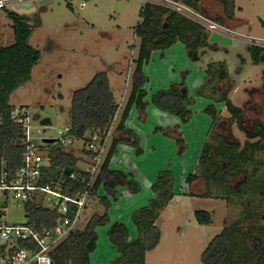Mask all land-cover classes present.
Masks as SVG:
<instances>
[{
  "label": "rangeland",
  "instance_id": "374dc122",
  "mask_svg": "<svg viewBox=\"0 0 264 264\" xmlns=\"http://www.w3.org/2000/svg\"><path fill=\"white\" fill-rule=\"evenodd\" d=\"M67 1L48 0L39 3L38 0H33L35 11L23 14V20L32 29L30 44L39 51L40 59L31 70L30 80L12 92L8 102L12 106L21 105L28 109L33 136L37 138L35 144L37 148L47 152L50 147L58 145L57 131H65L70 126L68 112L73 92L86 86L96 73L104 71L108 75L110 85L115 92L116 103L119 106L114 119L113 131L106 145L107 149L115 137V128L120 113L127 103L131 90L132 74L139 49V40L133 37V32L134 27L140 21L138 17L140 1ZM167 1L169 2L144 0L142 3H159L168 6L199 24L204 31L206 29L201 23L202 19L219 26L213 21L214 18H219L227 30V27L231 28L227 31L222 27L231 42L228 45L209 42L210 47L198 50L200 58L196 62L188 59L186 50L180 43H177L171 52L166 54L165 60L159 58L160 51L152 52L149 63L143 67V72L149 77V82L144 85L145 108L149 117L147 122L152 119V114L162 116L160 124L163 126L171 124L172 121H178L179 125H183L181 129L184 133L182 135L178 131L172 136L174 138L179 135L180 138L183 137L186 150L182 156L178 157L179 151L184 146L179 145L178 147L175 145L176 142L161 133L152 134L150 139L154 142L145 147L144 156L134 157L126 166L134 170V178L140 186L146 175L149 177L153 172L152 176L155 179L158 170L162 168V170L171 171L173 175L175 195L160 211L156 222L160 229V240L155 248L145 254L144 264H202L200 256L209 241L224 227L239 220V213L244 208L255 207L258 198L249 199L242 195L229 194L230 201H226L223 198L193 197L188 194L189 189L184 180L195 171L204 141L213 142L207 138L211 127V117L198 111L206 108L211 101L196 97V89L202 81L204 83L206 79H209L204 74L207 64H212V70L216 71L217 64L224 63L228 73L227 78L216 82V90L227 93L232 104L241 108L243 114L240 122L232 123L230 134L222 135L223 139L228 143H238L241 147L245 141L257 140L254 136L253 125L257 124L264 128V53L261 63L254 65L248 48L250 45L264 47V0H228L234 5L232 16L224 11L221 0H204L200 4L202 15L181 3L173 4L170 0ZM174 5H180L183 8L179 9ZM207 13L212 15L207 16ZM206 33L209 36L211 34L208 30ZM12 42V23L7 13L0 9V47ZM113 55H117V59ZM127 74L129 78L124 77ZM183 76L185 85H187V94L194 100L189 107L192 116L186 124H181L175 116L155 109L150 100L156 91L167 89L170 82H180ZM205 93L208 95L210 91L207 90ZM215 105L221 118H229L223 104ZM44 118L50 119L49 125H40V121ZM134 118L140 119L136 124L139 128L136 130L145 138L150 124L144 125L141 122L143 117L138 111ZM37 130L39 133L36 132ZM166 131L171 133V130L166 129ZM203 132L205 139L202 137ZM213 132L221 134L219 129ZM42 139L55 141L46 143ZM82 146V141H75L73 146L64 149L79 156V167H83L82 162L86 160ZM251 166H257L258 173H260L261 169H264V153L255 154L254 164ZM251 166L247 169H252ZM228 181L230 187L237 190L242 181V175L231 177ZM196 187L197 195L206 191L204 182ZM146 191L141 187V191L134 194L136 199L132 209L146 202L143 195L150 193ZM132 195L119 200L120 208L116 204L114 209L109 210L111 223L115 220L125 224L130 240L136 237V230L131 221V213L136 209L130 211L131 208L125 207L124 204L133 197ZM36 202L40 205L38 198ZM41 205L49 206L46 201ZM260 209L259 207L258 210ZM197 211L210 214V222L199 224L195 215ZM25 212L24 204H10L2 221L10 225L26 223L28 219ZM103 212L104 208L97 196L92 201V209L88 214L85 213L78 231L85 227L92 215H101ZM108 229L109 224L96 228L98 239L96 249L90 254L89 264H111L112 260L117 257V250L108 238ZM77 256V253H73L71 260H67L66 264H72V259H76Z\"/></svg>",
  "mask_w": 264,
  "mask_h": 264
},
{
  "label": "trees",
  "instance_id": "16d2710c",
  "mask_svg": "<svg viewBox=\"0 0 264 264\" xmlns=\"http://www.w3.org/2000/svg\"><path fill=\"white\" fill-rule=\"evenodd\" d=\"M171 1L181 3L201 14L200 4L204 0ZM221 2L224 11L232 16L233 3L228 0ZM2 9L12 23L13 42L0 47V164L4 162L5 169L13 172L22 163L25 145L21 126L11 120L10 112L14 106L10 105L8 100L12 92L30 80L31 70L38 63L40 53L30 44L32 29L23 20V15L5 7ZM138 17L140 21L134 27L133 33L139 40V49L132 74L131 90L115 128L120 136L112 139L91 189V194H95L99 188L103 190V195L98 198L104 212L101 215H92L82 230L72 233L50 253L53 264H66L67 260H71L73 253L78 256L72 259V264H89L90 254L96 249L98 239L96 228L107 224L108 238L118 253L111 264H144L145 254L159 243L160 229L156 222L160 211L175 195L171 171L161 170L157 173L151 184L154 197L131 213L136 237L130 240L127 226L121 222L111 223L108 210L117 201L119 187L131 194H137L141 191V186L131 173L112 169L109 163L120 143L130 145L137 156L143 152L138 136L126 128L125 121L131 108L142 111L146 107L144 85L148 78L144 75L142 67L150 60L152 52L160 51L163 56L164 51L180 43L184 46L188 59L196 62L200 58L198 50L210 47L211 44L208 40L209 34L203 27L168 6L145 2L139 7ZM214 19L219 26H223L219 18ZM248 51L254 65L261 63L263 46L250 45ZM217 66L215 71L212 70V64H207L204 74L209 79L202 82L196 90V97L211 101L203 112L211 117L207 138L213 142L204 141L196 169L185 178L184 183L189 189L188 194L193 197L223 198L230 201L229 194L242 195L249 199L257 197L258 203L255 207L244 208L239 213V220L230 223L214 236L201 253L200 260L202 264H264V169L258 173V167L251 166L254 164L255 154L264 153V128L254 124V136L257 140L245 141L242 147L238 143L225 142L222 135L230 134L232 123L240 122L243 113L241 108L232 104L227 93L216 90V82L224 81L228 74L224 63H218ZM185 84L183 76L179 83H171L167 89L156 91L150 99L155 108L177 117L181 124H186L192 116L189 107L193 104V99L188 96ZM207 90L210 91L208 95L205 93ZM215 104H223L229 118H221ZM117 109L107 73H96L86 86L72 94L68 112V134L75 140H84L92 131H103L109 127ZM178 129L179 126L171 133L161 128H156L155 131L172 136ZM215 129L221 130V134H215ZM174 139L177 145L184 144L180 135ZM64 149L58 142V145L47 150L52 173L56 182L64 186L63 191L66 194L75 195L77 191L84 190V184L78 180H70L69 173H75L78 179L87 175L78 169L79 156ZM248 166L252 169L248 170ZM236 175H242V181L238 189L234 190L230 187L228 179ZM203 182L206 191L197 195L196 185ZM25 211L27 222L38 229L49 227L56 216L54 211L31 203L25 204ZM195 215L199 224L210 222V214L205 211H197ZM20 245L23 246L24 243L21 242Z\"/></svg>",
  "mask_w": 264,
  "mask_h": 264
},
{
  "label": "built area",
  "instance_id": "2783aa9c",
  "mask_svg": "<svg viewBox=\"0 0 264 264\" xmlns=\"http://www.w3.org/2000/svg\"><path fill=\"white\" fill-rule=\"evenodd\" d=\"M18 0H0V9L15 4ZM183 8L180 5H174ZM202 25L209 33H225V29L213 22L202 19ZM134 35V33H133ZM135 38V35L133 36ZM125 75V78H129ZM119 110V106L117 111ZM108 128L103 131L90 132L84 140H75L65 131L58 130L57 135L61 146H73L75 141H82V150L86 155L83 167H79L87 176H78L69 173L70 180H78L84 184L83 191H77L75 195H68L63 191L64 186L56 182L53 177L51 159L48 151L43 152L35 144L36 137L31 126V116L24 106H14L10 112L11 120L20 125L23 132L25 150L22 155V163L16 171L5 169L4 162L0 166V264H53L50 253L72 233L79 230L85 213L92 209V201L97 197L91 194V189L100 172L101 165L109 149L107 142L113 131L114 119ZM2 117L0 116V125ZM44 131V130H43ZM39 133V131H36ZM43 140V139H42ZM81 148V147H80ZM45 153V154H44ZM87 177V178H86ZM39 199L40 205L37 204ZM44 201L48 207L42 206ZM31 203L54 211L56 216L49 227L35 228L28 222L10 225L2 221L7 207L10 204ZM24 245L21 246L20 243Z\"/></svg>",
  "mask_w": 264,
  "mask_h": 264
},
{
  "label": "crops",
  "instance_id": "0c3cea01",
  "mask_svg": "<svg viewBox=\"0 0 264 264\" xmlns=\"http://www.w3.org/2000/svg\"><path fill=\"white\" fill-rule=\"evenodd\" d=\"M23 1H30L31 3H32V6L34 7V5H33V0H23ZM39 1H41V0H38V2ZM48 1V0H47ZM69 1V0H68ZM67 1V2H68ZM140 1V4H139V6H141L143 3V1L144 0H139ZM164 1H166V2H169V1H167V0H164ZM171 1V0H170ZM173 4L175 3L176 4V2H173V1H171ZM69 4V3H68ZM212 12V11H211ZM208 14V16H210V15H212L211 13H207ZM222 27H224V26H222ZM225 28V27H224ZM226 29V28H225ZM227 30V29H226ZM229 31H230V29H228ZM227 30V31H228ZM177 44V43H176ZM176 44L174 45V46H172L171 48H169V49H167L166 51H164L163 52V56H161V53H160V59H162V60H165L166 59V54H169V52H171V50L173 49V47H175L176 46ZM149 63V61L147 62V63H145L144 65H143V67L146 65V64H148ZM143 67H142V71H143ZM144 73V72H143ZM144 75H145V73H144ZM147 78H148V80H147V82L146 83H148L149 82V77L147 76V75H145ZM174 80V79H173ZM173 80H171V81H173ZM181 81V80H180ZM203 82V81H202ZM171 83H179V82H170L169 84H171ZM186 83V82H185ZM201 85V84H200ZM199 85V86H200ZM187 86V85H186ZM198 86V87H199ZM198 87H197V89H198ZM112 89H113V87H112ZM186 89H187V87H186ZM196 89V90H197ZM113 93L115 94V92H114V89H113ZM187 93H188V90H187ZM115 96V95H114ZM201 99H203V98H201ZM193 103H194V100H193ZM155 109H157V108H155ZM204 109V108H203ZM203 109H201V110H198V111H200V112H203ZM158 110V109H157ZM133 111H135V112H133ZM138 110L136 109V108H131V110H130V112H129V115H128V117H127V119H126V121H125V126H126V128H128V129H130V130H132L137 136H138V138H139V144H140V147H141V149L143 150V152H142V154L140 155V156H144V154H145V147H147V145H149L151 142H154L153 140H151L150 139V137H151V135L153 134V135H155V134H157V133H161V132H156L155 131V129L156 128H161V129H164V130H174L177 126H179V129H178V131L183 135V133H184V131L181 129V126H183V125H179L178 124V121H172L171 122V124H168V125H165V126H163L162 124H160L161 123V115L160 114H156V115H154V114H152V116H151V120H150V122H147V119L149 118L148 117V115H147V113H146V108L144 109V110H142V111H138V112H140V114H141V116L143 117V119H141V122L145 125L146 123H149L150 124V126L147 128V130H146V134H145V138H143V135H142V133H140V132H138V130H136L137 128H139L136 124H137V122L140 120L139 118H134V116H135V114H136V112H137ZM169 115V114H168ZM154 116V117H153ZM158 124H160L159 126H157ZM173 128V129H172ZM144 130H145V128H144ZM140 131H142V130H140ZM117 134H119V133H117V132H115V137H119L120 135H117ZM161 134H163V133H161ZM166 138H168V139H170V140H172L173 142H175V139H174V137L173 136H171L170 134H168V135H165V134H163ZM205 135H204V132H203V134H202V137H204ZM206 137V136H205ZM205 137H204V139H205ZM182 139H183V137H182ZM144 141V142H143ZM183 141H184V139H183ZM175 145H177V143H175ZM178 147H179V145H177ZM182 146H184V148H182L180 151H179V154H178V157H180V156H182L183 155V153L185 152V150H186V145H182ZM151 148V147H150ZM152 149H154V148H152ZM173 149V148H172ZM135 155V156H134ZM134 157H138L136 154H135V151H134V149L130 146V145H128V144H125V143H120V144H118L117 145V147H116V151H115V153L113 154V156H112V158H111V160H110V163H109V167L110 168H112V169H117V170H121V171H123L124 173H131L133 176H134V174H133V172H134V170H132L129 166V168H127V163L131 160H133V158ZM168 159H170V158H168ZM117 161V162H116ZM198 161V160H197ZM80 162V161H79ZM79 164V163H78ZM163 169V168H162ZM162 169H160V170H162ZM160 170H158V171H160ZM126 171V172H125ZM130 171V172H129ZM153 173V172H152ZM152 173H151V175H149V177H151V179L148 177V175H146V177H144L143 178V184L141 185V187L143 188V190H147L146 192H150V193H145V195H143V197L146 199V202H143V204H141L142 206H144V205H146L147 203H148V201L151 199V198H153L154 197V194H153V192L151 191V184H152V182L154 181V179H153V177L154 176H152ZM155 173V172H154ZM139 174H140V172H139ZM142 176V175H141ZM135 177V176H134ZM149 179H148V178ZM197 189V188H196ZM117 192H118V195H117V201L115 202V203H113V205L111 206V208H115V205L117 204L118 206H119V208H120V199L121 198H125V197H128V196H131L132 194L131 193H129V192H127L124 188H121V187H119L118 189H117ZM131 194V195H130ZM103 195V190L102 189H99L98 191H97V196L99 197V196H102ZM133 197L131 198V199H128V201L124 204V206L125 207H129V208H131V210L130 211H133V210H135V209H138V208H140V207H142V206H135V208H133L132 209V206L134 205V203H135V195L133 194L132 195ZM142 199V198H141ZM149 199V200H148ZM136 207H138V208H136ZM111 208H109V210L111 209ZM109 210H108V214H109ZM130 213V212H129ZM113 222H118V221H113Z\"/></svg>",
  "mask_w": 264,
  "mask_h": 264
},
{
  "label": "water",
  "instance_id": "95a60500",
  "mask_svg": "<svg viewBox=\"0 0 264 264\" xmlns=\"http://www.w3.org/2000/svg\"><path fill=\"white\" fill-rule=\"evenodd\" d=\"M44 2H47V0L39 1V3H44ZM9 9L12 12L19 14V15L29 14L35 11V7L32 6V3L30 1H23V0H18V2H16L15 4H11L9 6ZM208 40L210 43L216 42L220 45H228L231 42L229 37H227L224 34L217 33V32H212ZM113 56L115 57V59H117V55H113ZM113 63H115V61ZM49 124H50L49 118H44L40 121L41 126H47ZM54 141L55 140L53 139H43V142H46V143H52Z\"/></svg>",
  "mask_w": 264,
  "mask_h": 264
}]
</instances>
